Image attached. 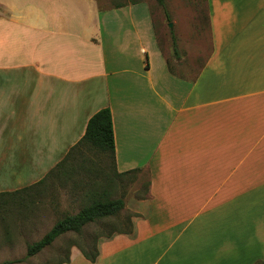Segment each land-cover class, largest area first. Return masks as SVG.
Instances as JSON below:
<instances>
[{
    "label": "crops",
    "instance_id": "1",
    "mask_svg": "<svg viewBox=\"0 0 264 264\" xmlns=\"http://www.w3.org/2000/svg\"><path fill=\"white\" fill-rule=\"evenodd\" d=\"M205 5L203 60L193 38L172 62L144 1L0 0V193L45 178L104 107L116 172L146 174L133 231L63 264L264 263V0Z\"/></svg>",
    "mask_w": 264,
    "mask_h": 264
},
{
    "label": "rangeland",
    "instance_id": "2",
    "mask_svg": "<svg viewBox=\"0 0 264 264\" xmlns=\"http://www.w3.org/2000/svg\"><path fill=\"white\" fill-rule=\"evenodd\" d=\"M117 1L127 0H96L101 8ZM137 1L149 5L157 40L168 60L173 62L176 57L185 56L188 62L189 53L193 52L188 42L193 38H201L198 52L203 60L208 48L205 0H163V4L158 0ZM72 165L69 178L48 179L44 185L14 195H0V264H54L65 256L69 246L71 255L72 250L80 251L79 246L90 249L87 243L96 236L98 245L110 233L126 228L132 232L135 219L147 213L146 174L134 171L116 176L104 153L86 148ZM90 184H94L99 194L106 188L107 197H122L123 209L117 215L86 225L80 234L67 233L39 253L28 256L29 243L42 237L63 214L76 213L88 203L82 191Z\"/></svg>",
    "mask_w": 264,
    "mask_h": 264
},
{
    "label": "trees",
    "instance_id": "3",
    "mask_svg": "<svg viewBox=\"0 0 264 264\" xmlns=\"http://www.w3.org/2000/svg\"><path fill=\"white\" fill-rule=\"evenodd\" d=\"M158 1L160 4H163V0ZM173 45L175 46L174 39ZM84 148L94 149L96 151L104 153L109 158L111 165H113L112 168L114 169V174L116 176H124L130 172L138 171L134 169L122 173L116 172L114 165L113 122L110 109L108 107H104L97 110L94 114L90 116L82 137L78 140L75 145H73L69 149L64 158L57 164L54 169H52L45 176V178L41 179L39 182L27 188L15 190L13 192H2L0 193V195H14L26 189H31L35 186L44 185L48 179L52 180L54 178H69V176L72 174L71 167L73 166V161L76 160V158L83 153ZM86 169L88 171L90 170V168ZM82 197H85V199L88 200V203L83 205L76 213L63 214L54 222L51 228L42 235V237L32 243H29L26 247V254L28 256H32L39 253L41 250L52 245L54 241H56L58 238L67 233L73 232L80 234L82 229L86 225L90 223H96L106 218L117 215L119 211L124 207V200L122 197H107L106 188L102 189V192L99 194L94 184H90V186H88L82 191ZM116 233L129 234L131 233V228L119 230ZM114 234L115 232L108 234L106 236V239L111 238ZM96 237L93 238L89 243H87V247H89L90 249L87 250L84 246L78 247L82 255L92 262L95 261L98 255ZM69 247L66 250L65 256L62 259L57 260L54 264H63L69 262ZM259 264L264 263L261 262Z\"/></svg>",
    "mask_w": 264,
    "mask_h": 264
},
{
    "label": "water",
    "instance_id": "4",
    "mask_svg": "<svg viewBox=\"0 0 264 264\" xmlns=\"http://www.w3.org/2000/svg\"><path fill=\"white\" fill-rule=\"evenodd\" d=\"M170 26H171V24H170Z\"/></svg>",
    "mask_w": 264,
    "mask_h": 264
}]
</instances>
